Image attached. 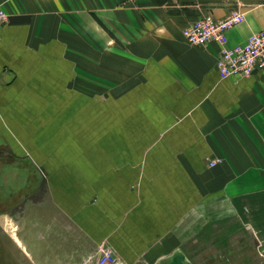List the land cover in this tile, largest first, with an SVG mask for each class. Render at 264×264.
Returning a JSON list of instances; mask_svg holds the SVG:
<instances>
[{
  "label": "crops",
  "instance_id": "0c3cea01",
  "mask_svg": "<svg viewBox=\"0 0 264 264\" xmlns=\"http://www.w3.org/2000/svg\"><path fill=\"white\" fill-rule=\"evenodd\" d=\"M0 8V168L16 173L0 229L35 221L50 238L49 259L24 264H97L104 249L114 264H264V71L222 78L218 45L180 34L239 10L227 46H242L264 0Z\"/></svg>",
  "mask_w": 264,
  "mask_h": 264
},
{
  "label": "built area",
  "instance_id": "2783aa9c",
  "mask_svg": "<svg viewBox=\"0 0 264 264\" xmlns=\"http://www.w3.org/2000/svg\"><path fill=\"white\" fill-rule=\"evenodd\" d=\"M8 16L0 8V28L7 22ZM244 21V14L235 10L222 19L206 14L182 28L180 34L185 42L194 47H203L216 43L219 47L216 68L222 78H248L264 71V26L251 34L244 45L229 48L227 33ZM216 162L209 161L208 167ZM97 264H114L115 258L110 250L104 249L96 259Z\"/></svg>",
  "mask_w": 264,
  "mask_h": 264
},
{
  "label": "rangeland",
  "instance_id": "374dc122",
  "mask_svg": "<svg viewBox=\"0 0 264 264\" xmlns=\"http://www.w3.org/2000/svg\"><path fill=\"white\" fill-rule=\"evenodd\" d=\"M1 164V163H0ZM1 166V165H0ZM8 169V168H7ZM7 169L0 168V228L3 223L2 218H6V215H2L8 208L9 197L7 196L6 186L10 188L12 185L15 189L14 183L16 182V173H10ZM32 173L28 175L27 180H32ZM17 198L15 199V201ZM31 221V220H30ZM20 232H4L0 229V264H24L25 262H31L39 259H49L48 238L46 232H38L39 224L35 221L28 222ZM31 230V232H28ZM65 234V232H63ZM68 235V233H66ZM42 236V237H39ZM60 244H65V237L57 238ZM37 244L36 252L32 253L33 246ZM46 247V252L41 253L42 248ZM24 249V250H22ZM27 251V252H24Z\"/></svg>",
  "mask_w": 264,
  "mask_h": 264
}]
</instances>
